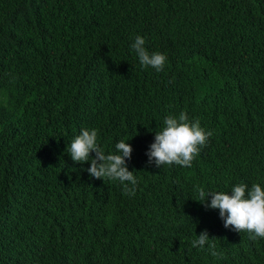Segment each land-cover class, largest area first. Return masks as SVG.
Returning <instances> with one entry per match:
<instances>
[{
  "label": "trees",
  "instance_id": "obj_1",
  "mask_svg": "<svg viewBox=\"0 0 264 264\" xmlns=\"http://www.w3.org/2000/svg\"><path fill=\"white\" fill-rule=\"evenodd\" d=\"M137 35L162 71L140 64ZM181 111L207 146L191 167L149 163ZM84 128L106 153L132 145L134 196L71 159ZM240 181L264 187V0H0V264H264V238L222 241L197 201V185ZM206 229L221 256L192 248Z\"/></svg>",
  "mask_w": 264,
  "mask_h": 264
},
{
  "label": "clouds",
  "instance_id": "obj_2",
  "mask_svg": "<svg viewBox=\"0 0 264 264\" xmlns=\"http://www.w3.org/2000/svg\"><path fill=\"white\" fill-rule=\"evenodd\" d=\"M145 44V38L137 35L131 45L140 64L144 68L152 67L157 72L162 71L168 60L167 54L159 51L149 52ZM163 124L164 126L156 131L155 141L147 152L149 163L154 162L157 167L171 166L173 163L191 167L201 150L207 146L209 138L213 136L211 130L201 125L199 118H190L187 111H181L178 115L169 114ZM98 133L99 130L95 128L82 129L80 134L72 139L66 149L67 153L76 163L90 162L91 167L86 170L91 177L118 181L123 185L125 195L134 196L138 183L136 171H130L127 163L132 157V145L128 141L120 140L115 145L114 153H106L100 146ZM92 153H95L94 157ZM195 190L198 193L197 201L208 208L219 210L224 227L213 228V233L220 234L224 231L221 240L227 237L230 228L237 232L247 230L249 238L253 241L264 238V187L261 184L254 183L249 187L247 183L240 181L232 186L230 192H206L199 185ZM218 237L220 236H213L206 229L191 242V246L203 250L207 244L210 254L219 257L222 253L215 250Z\"/></svg>",
  "mask_w": 264,
  "mask_h": 264
}]
</instances>
